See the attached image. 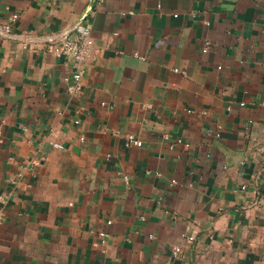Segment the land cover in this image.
<instances>
[{
	"label": "crops",
	"instance_id": "crops-1",
	"mask_svg": "<svg viewBox=\"0 0 264 264\" xmlns=\"http://www.w3.org/2000/svg\"><path fill=\"white\" fill-rule=\"evenodd\" d=\"M171 259L264 264V0H0V264Z\"/></svg>",
	"mask_w": 264,
	"mask_h": 264
},
{
	"label": "built area",
	"instance_id": "built-area-1",
	"mask_svg": "<svg viewBox=\"0 0 264 264\" xmlns=\"http://www.w3.org/2000/svg\"><path fill=\"white\" fill-rule=\"evenodd\" d=\"M13 15L12 18H15ZM93 47V38L89 27L83 22H78L73 26V35H65L59 42L51 44L48 49L57 57L70 58L75 63V71L64 78L66 91L69 93H77L81 89L82 77L84 74V64ZM207 47H203V52ZM127 145L140 147L141 140L128 134ZM181 253L180 247H174L172 250V259H175ZM169 260L166 264H174L173 260Z\"/></svg>",
	"mask_w": 264,
	"mask_h": 264
}]
</instances>
